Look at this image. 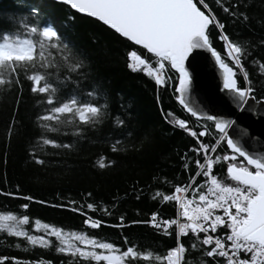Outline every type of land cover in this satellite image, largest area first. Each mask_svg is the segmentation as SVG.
Here are the masks:
<instances>
[{
	"label": "snow or ice",
	"instance_id": "1",
	"mask_svg": "<svg viewBox=\"0 0 264 264\" xmlns=\"http://www.w3.org/2000/svg\"><path fill=\"white\" fill-rule=\"evenodd\" d=\"M258 2L260 9L257 0H54L67 8L68 21L86 18L105 41L121 46L127 70L147 77L158 89L171 90L196 126L190 127L172 112L165 114L168 123L191 138V146L178 153L183 179L174 182L164 174L154 176L147 191L154 206L173 207L174 217L152 211L147 219L127 220L117 206L118 198L102 205L86 192L83 200L49 205L17 187L0 191V196L19 202L15 213L0 212V233L11 238L8 246L20 248L22 241L25 252L37 247L54 250L60 264H264V143L238 128L237 121L204 113L191 97L199 74V50H203L219 69L222 86L217 88L225 102L239 111L264 115L258 110L264 109V35L233 39L228 30L229 24L244 30L258 25L264 32V0ZM214 40L222 42L220 52ZM100 44L95 36L90 41L93 50ZM249 64L255 77L246 70ZM26 96L34 102L31 124L38 131L25 154L37 172L53 158L82 148L89 133L99 136L106 123L126 127L125 119L110 115L105 93L92 76L91 57L47 24L35 6L25 15L0 17V98L13 117L6 125L5 151L21 135L23 121L16 117ZM104 143L113 154L127 151L119 138H104ZM114 165L107 155L92 162L100 170ZM132 192L140 200L145 189L137 182ZM32 203L77 214L90 230L146 225L156 235L171 238L173 246L161 256L126 236L123 244L116 245L84 231L66 233L61 227L33 221ZM33 225L32 231L24 227ZM41 229L43 234H37ZM0 264L52 261L0 255Z\"/></svg>",
	"mask_w": 264,
	"mask_h": 264
},
{
	"label": "trees",
	"instance_id": "2",
	"mask_svg": "<svg viewBox=\"0 0 264 264\" xmlns=\"http://www.w3.org/2000/svg\"><path fill=\"white\" fill-rule=\"evenodd\" d=\"M35 6L41 10L42 19L66 37L68 41L79 47L85 55L91 57L93 79L102 87L105 93L109 113L112 117L121 116L126 120V127L116 128L114 125L103 126V131L97 137L89 133V140L82 141V148L68 156L52 159L46 168L37 169L30 165L25 150L29 142L36 139V131L31 124L34 119V102L25 97L24 105L16 119L23 121L21 135L15 138L10 148L5 151L4 137L7 134L6 125L13 119L8 103L0 98V191H15L19 187L23 194L31 195L35 200L47 201L48 204L59 203L61 200H83V193L91 192L92 197L102 205H110L118 198V208L126 215L127 220L147 219L152 211H158L163 217H174L175 210L171 206H154L148 198L147 189L153 185V177L161 174L174 182L183 179L179 154L191 146L190 139L181 130L168 123L165 114L172 112L176 118L196 126L195 118L183 111L182 107L172 98L171 90L158 89L154 82L142 74L131 73L123 65V48L100 37L95 26L86 18L68 21L66 7L56 5L46 0H0V17L21 16L27 9ZM257 9L261 5L257 0ZM228 30L233 39L242 34L246 39H258L264 32L259 26L244 30L236 29L231 24ZM101 40V44L93 50L90 41L93 37ZM214 46L220 52L223 44L214 40ZM227 62V61H226ZM230 63V62H229ZM246 70L255 77L257 73L252 66L246 65ZM159 97V102L158 98ZM204 124V121L200 122ZM214 131V126L212 128ZM131 133V135H129ZM104 138H119L127 146L126 152L111 153L104 143ZM209 138H205L207 141ZM65 142H68L65 140ZM50 150V149H49ZM99 155H107L115 160L114 167L100 170L92 166ZM6 161V163H5ZM38 167V166H37ZM145 189L140 200L135 199L132 192L134 184ZM19 202L0 196V212L17 211ZM5 205L7 207H5ZM30 217L34 221L48 223L61 227L66 233L84 231L94 238L123 244L126 236L131 242L145 246L154 254L165 255L167 249L173 246L171 238L155 234V230L146 225H132L124 229L102 227L98 230L85 229L81 223L82 217L72 212L54 209L44 204H30ZM108 223L115 220L103 217ZM26 230H34L24 226ZM42 235L43 229L40 233ZM6 233H0V255L16 256L26 259L48 261L60 264V256L54 250L34 248L24 251L23 242L20 248L9 247ZM68 242L72 243L71 237ZM159 264V262H155Z\"/></svg>",
	"mask_w": 264,
	"mask_h": 264
},
{
	"label": "water",
	"instance_id": "3",
	"mask_svg": "<svg viewBox=\"0 0 264 264\" xmlns=\"http://www.w3.org/2000/svg\"><path fill=\"white\" fill-rule=\"evenodd\" d=\"M54 2V0H46ZM200 51L198 61V79L191 90V97L200 104L206 114H214L218 118L237 121L240 129H246L249 136L257 137L260 143H264V115H253L247 111H239L231 103L225 102L217 85L221 84L219 69L214 66L210 54ZM264 112V109H258ZM231 133V129L229 130Z\"/></svg>",
	"mask_w": 264,
	"mask_h": 264
}]
</instances>
